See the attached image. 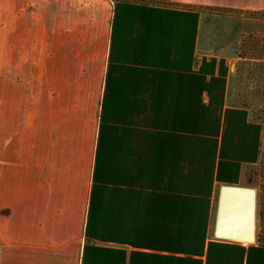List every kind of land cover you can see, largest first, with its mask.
<instances>
[{"label": "crops", "instance_id": "obj_1", "mask_svg": "<svg viewBox=\"0 0 264 264\" xmlns=\"http://www.w3.org/2000/svg\"><path fill=\"white\" fill-rule=\"evenodd\" d=\"M263 10L0 0V264H264L256 221L214 233L221 186L264 192Z\"/></svg>", "mask_w": 264, "mask_h": 264}, {"label": "water", "instance_id": "obj_2", "mask_svg": "<svg viewBox=\"0 0 264 264\" xmlns=\"http://www.w3.org/2000/svg\"><path fill=\"white\" fill-rule=\"evenodd\" d=\"M255 218L254 189L229 184L220 187L214 229L217 238L253 242Z\"/></svg>", "mask_w": 264, "mask_h": 264}, {"label": "trees", "instance_id": "obj_3", "mask_svg": "<svg viewBox=\"0 0 264 264\" xmlns=\"http://www.w3.org/2000/svg\"><path fill=\"white\" fill-rule=\"evenodd\" d=\"M143 1V0H140ZM150 2H156L157 0H148ZM217 10H224L222 8H218ZM264 13V10L262 11ZM259 193L256 196V225H257V242L259 246L264 247V192L262 186V174L261 170H259ZM95 186L93 185L90 203H89V212H88V222L86 228V234L90 235L92 232L89 230L90 220L91 218H97L101 216V206L100 204H95L94 198H96V192H94ZM158 202V210L163 206L159 201L165 199L169 201L168 203V213L169 209L172 214L180 215V214H189V215H198V214H208L209 210V201L207 198H200L198 196H183V195H166V194H156L154 195ZM148 209V208H147ZM157 211H150V213H157ZM175 226H178L182 223H174ZM197 224V223H191Z\"/></svg>", "mask_w": 264, "mask_h": 264}]
</instances>
